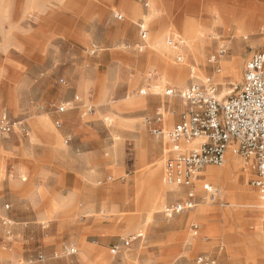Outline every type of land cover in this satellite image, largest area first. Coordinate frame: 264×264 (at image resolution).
<instances>
[{"label": "rangeland", "instance_id": "1", "mask_svg": "<svg viewBox=\"0 0 264 264\" xmlns=\"http://www.w3.org/2000/svg\"><path fill=\"white\" fill-rule=\"evenodd\" d=\"M128 1L138 8L136 16L127 11ZM243 12L254 25L250 30L236 27ZM183 18L196 25L193 42L184 36ZM168 34L184 40L183 62L165 43ZM222 44L226 53L216 73L210 56ZM263 50L264 0H0V118L21 122L27 131L18 126L0 133V264H193L199 253L213 258L211 247L219 244L237 259L248 247L258 252L232 234L243 221L250 228L264 224V197L252 193L264 188L251 184L254 172L237 155L242 164L234 158L212 166L220 171L235 161L238 168L223 180L206 178L214 199L198 181V204L164 217V205L186 190L166 183L169 145L166 136L152 134L147 120L163 112L167 132L169 108L177 121L183 103L164 89L188 85L191 67L199 78L210 76L225 100L250 56ZM233 58L235 65L226 68ZM178 67L181 80L170 73ZM63 102L70 107L59 113ZM157 166L152 186L160 200L141 206L146 189L138 181ZM227 184L252 197H236L232 205ZM207 205L213 211L207 221L187 217ZM211 222L225 230L206 235L210 249L191 253ZM138 232L142 237L123 244Z\"/></svg>", "mask_w": 264, "mask_h": 264}, {"label": "built area", "instance_id": "2", "mask_svg": "<svg viewBox=\"0 0 264 264\" xmlns=\"http://www.w3.org/2000/svg\"><path fill=\"white\" fill-rule=\"evenodd\" d=\"M117 19H122L120 13L115 14ZM141 38L145 40L147 30L144 24L139 25ZM168 46L175 52L176 62H183L182 48L184 40L178 34H170L166 38ZM141 49V48H140ZM226 48L222 44L210 56L214 71L218 72L219 59L224 57ZM192 81L181 89L166 86L164 95L177 96L183 103V109L173 121L172 127L163 130V112L157 111L152 119L147 120L151 132L156 137L164 138L169 145L166 149L164 174L168 184L176 188H185L182 198L164 205L162 214L166 218L194 208L198 204L195 184L202 182V190L209 199H214L216 190L207 181L202 171L207 166H221L225 162L226 152L231 150L235 155L244 160L254 172L251 184L264 188V50L254 52L245 64L242 80L232 87V93L225 99L218 97L217 85L210 76L199 78L190 68ZM70 102H63L57 106L59 113L65 112ZM164 110V106H163ZM91 112V107H88ZM174 118V111L168 110ZM61 121L57 120L59 126ZM19 126L24 134L27 131L21 122L0 118V133H9ZM66 135L65 143L70 141ZM198 140L196 144L188 145L191 141ZM6 209L8 205H5ZM193 235H197L198 225L192 224ZM142 237L138 232L123 240L124 245ZM118 246H114L112 251ZM76 252L75 248L69 250ZM174 264H183L176 260ZM193 264H215V260L206 254L199 253Z\"/></svg>", "mask_w": 264, "mask_h": 264}, {"label": "crops", "instance_id": "3", "mask_svg": "<svg viewBox=\"0 0 264 264\" xmlns=\"http://www.w3.org/2000/svg\"><path fill=\"white\" fill-rule=\"evenodd\" d=\"M258 22H259V19H258ZM252 26H254V25L247 26L246 29L244 27H242V26H236V27H238L237 28L238 30L239 29L250 30L252 28ZM169 35L170 34H168L166 36V38ZM166 38H165V43L167 44ZM236 44L238 46H240L239 42H237ZM235 59H237V58H233L231 60H227L226 61V68L233 67L235 65V62H234ZM236 63H237V61H236ZM164 119H165V117H163V121H164ZM172 121H174L173 117L171 118L170 124H171ZM164 124H165V121H164ZM166 126H168V125H166ZM194 142L195 143H193V144H196L197 140H195ZM229 160H234V158L231 155L228 154L227 161H229ZM213 168H215V167H208V168H206L203 171V174H205L206 178H208L207 177L208 170L211 171ZM156 189H157V191L160 190L159 187L156 188ZM252 193L253 194H259L260 198L262 196L264 197V191L263 192H256V193L252 192ZM166 204H168V203H166ZM225 210H227V209H225ZM211 212H213L211 210V207L207 205V206H205L204 209H200L199 211L197 209V210L191 212L190 214L188 213L187 217L188 218H193V219H199L200 221L204 222V221H207L206 219L211 216L210 215ZM224 215H225V212H223V216ZM248 223H249L248 221H246V222L243 221L241 224H237V226L239 228L237 227V229H235V231L233 230V232H232L233 237H234V239L236 241H242L243 243L257 245L258 246V248H257L258 252L256 251V248L248 247V248L244 249V251L246 252V256H244L243 258L237 259V258H234V253L230 254L229 251L223 252L222 251L223 247H222L221 244L216 245L215 246L216 249L214 250V248H212L210 246L211 245V241H207L206 240V235H213V234H216V233H221V232H223V230H225V226L217 224V223H213V222L208 223V224L205 223V225L203 226V234L202 233L200 234L201 235L200 237L201 238H205V239L198 241L195 245H190V250L189 251L191 253H194V252H196L198 250L210 249V247H211V249H213V250L210 251L212 253L211 255H213V258L215 260H217L218 264H264V257H262V256H258L257 257V255H256L257 253L259 254V252H261V250L264 251V241H263L264 240V234H263L264 233V224H262V222H257L255 224V226H254L255 228L253 227L254 228L253 229V228L248 227V225H247ZM228 230H229V228H228ZM178 261H180V260H178Z\"/></svg>", "mask_w": 264, "mask_h": 264}, {"label": "bare ground", "instance_id": "4", "mask_svg": "<svg viewBox=\"0 0 264 264\" xmlns=\"http://www.w3.org/2000/svg\"><path fill=\"white\" fill-rule=\"evenodd\" d=\"M236 3V2H234ZM237 4V3H236ZM238 5V4H237ZM126 9L127 11L132 15V16H136L139 11H138V8L132 3V2H126ZM239 17V16H238ZM248 16L246 13L243 12V14L239 17V19L237 20L239 24H237L238 26H242L244 27L245 29L247 28V24H248ZM159 22V21H158ZM162 23V22H161ZM160 24V23H159ZM181 24L183 26V33H184V36L186 38H188L191 42H193V39L195 37V34L197 33V28H196V25L183 18L181 19ZM160 26V25H159ZM251 26V25H250ZM224 59V57L220 58L219 59V62L220 60ZM223 61V60H222ZM225 61V60H224ZM226 62V61H225ZM184 70L182 67H178L174 70H170V73H171V76L173 78H177L178 80H181V78H183V75H184ZM220 72V69L218 72L216 73H219ZM169 74V73H168ZM170 117V116H169ZM164 130V128H163ZM195 140L191 141V142H194ZM198 142V140H197ZM190 145V144H188ZM193 145V144H191ZM228 154L231 155L233 158L237 159L240 163V159H238L235 154L231 151V150H228L226 152V156H225V163L227 161V157H228ZM242 164V163H241ZM208 167H212V166H207L206 168ZM205 168V169H206ZM216 168V167H215ZM231 168H237V164L236 162H232V164H227L226 167H224L222 170L220 171H209L207 172V177L210 178V179H218V178H221L222 180L223 179H226V177L228 176V174L230 173L231 171ZM204 169V170H205ZM238 169V168H237ZM160 169L159 167L157 166L153 171H150L148 172L143 178H141L138 182H139V186L142 188V190L144 191L146 189V192L141 196L142 198L138 201V204L143 206V205H147L149 202H153L154 204H157L160 200V196L159 194H157L154 190V187L152 186L153 185V182L155 180H153V176L156 172H158ZM203 170V171H204ZM202 171V173H203ZM164 180V178H163ZM169 185V184H168ZM227 188V198L228 200L233 204H237V202L234 201V198L236 197H240V198H251L252 195L249 194V192H247V190L245 189H238L237 187H234L233 185L231 184H227L226 186ZM139 193V191H138ZM137 202V201H136ZM256 205V204H255ZM258 208L261 207V205H256ZM264 234V233H263ZM264 241V240H263Z\"/></svg>", "mask_w": 264, "mask_h": 264}]
</instances>
